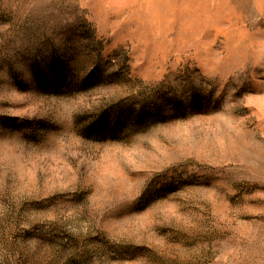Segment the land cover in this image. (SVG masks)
<instances>
[{"label":"rangeland","instance_id":"374dc122","mask_svg":"<svg viewBox=\"0 0 264 264\" xmlns=\"http://www.w3.org/2000/svg\"><path fill=\"white\" fill-rule=\"evenodd\" d=\"M0 264H264V0H0Z\"/></svg>","mask_w":264,"mask_h":264}]
</instances>
